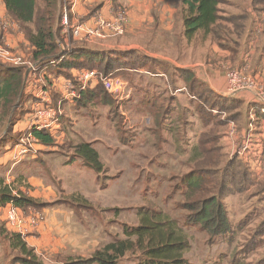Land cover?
I'll use <instances>...</instances> for the list:
<instances>
[{"label":"crops","instance_id":"obj_1","mask_svg":"<svg viewBox=\"0 0 264 264\" xmlns=\"http://www.w3.org/2000/svg\"><path fill=\"white\" fill-rule=\"evenodd\" d=\"M70 1L57 0L62 2V8L70 11L73 19L78 20H84L96 13L110 17L125 7L129 17L127 37L121 40V47L112 49L125 46L127 50L142 51L151 60L168 63L174 68L185 87H182L179 92L188 93L198 102L200 101L196 95H191L190 90L187 89L191 85L189 78L184 80L183 75L194 76L214 95L236 104L226 111H221L219 107L207 108L205 105L213 116L219 115L220 121L223 122L218 145L221 147L225 161L237 158L233 157V154L245 136L252 135L254 138L264 140V105L256 100L252 92L230 93L225 76L228 69L235 68L254 76L264 85V0H221L222 3L218 6L219 16L225 19L240 18L241 26L236 28L233 21L219 20L211 27L213 31H198L192 39L185 37L184 20L188 12L184 0H80L76 6H72ZM96 2L101 4L93 8ZM223 3H229L228 10L221 8ZM5 17L9 18L6 6L3 0H0V18ZM7 37L17 51L22 46L28 48L25 34L19 25L11 29ZM63 38L71 46L70 36L63 34ZM141 43L147 44L148 47ZM106 49L99 51H106ZM144 73L149 74L147 71ZM36 75L30 86L27 85L29 79L24 85L25 93L27 97L31 96V100L25 104L23 118L19 119L14 126L12 133L15 139L13 138L10 144H6L0 152V177L4 178L9 185L11 183L14 186L19 185V192L25 193L40 204H46L23 211L25 215L41 217L40 225L32 229L23 239L28 247L34 249L44 264H65L72 258L91 257L116 237L124 239L123 225L137 226L139 220L137 217V220L128 222L135 218L127 215H135V213L122 210L119 197H111L117 198L118 201L107 200L106 194L112 185L103 187L99 181L100 175L87 167L81 158L74 154L51 151L53 146L44 145L38 139L27 140V132L34 119V103L37 101L35 93L39 91L41 82L46 80L45 76L56 82L47 72L39 78ZM29 107L30 111L27 110ZM121 107L122 105L119 104L116 106L118 109ZM166 113L167 110L161 111L160 122L166 118ZM125 114L126 112L123 115ZM151 121V119L148 120L149 124L146 126L148 130L152 129ZM6 130H8L7 127ZM108 131L111 133L113 129ZM203 131L204 126L201 132ZM20 133L24 136L17 142L16 135ZM93 142L86 140L85 143L93 144ZM198 142L199 138L197 145ZM24 143H29V152L21 154ZM162 144L169 145V142ZM175 144L177 145V142ZM149 145L152 149L148 147ZM156 145H158L156 140L144 143V150L154 155V160L158 155H160L159 158L164 157L163 153L156 151ZM197 145L195 144L194 147ZM171 148H177V146ZM110 153L108 151L106 156L99 153L104 167L109 166L110 158L118 155L115 152L114 156L113 153L110 156ZM192 153L191 160L194 155L193 148ZM179 155H183L182 149ZM102 158H106L108 162H102ZM143 159L148 160V156L145 155ZM242 161L256 173L257 178L261 180L264 178L263 152L249 154L246 160ZM13 194L17 195L15 191ZM97 207L110 213H112L110 210H113L114 216L117 211L120 212L116 220L119 223L113 222V219L106 220L107 227L104 228L101 222L103 220L96 214ZM2 210L0 209V213ZM79 213L81 215L85 213L88 216L87 218L76 216ZM122 215L128 218L121 220ZM0 222L2 223L1 217ZM82 224L93 226V228L87 229ZM4 229L12 233L9 229ZM1 240L6 243H2ZM9 245V240L0 236V264L3 263L1 261L3 251ZM10 251L14 250L10 249ZM9 257L6 258L5 264H20L13 262L14 257ZM51 257L59 258L53 260ZM121 264H136V261L127 255L122 259Z\"/></svg>","mask_w":264,"mask_h":264},{"label":"rangeland","instance_id":"obj_2","mask_svg":"<svg viewBox=\"0 0 264 264\" xmlns=\"http://www.w3.org/2000/svg\"><path fill=\"white\" fill-rule=\"evenodd\" d=\"M44 4V0H38L39 7L44 6ZM99 4L101 3H94L93 8ZM228 5L229 3H223L221 8L228 10ZM62 6V2H57L55 24L56 29L59 28L60 31V37L57 40L61 38V41H66L63 38L60 24ZM120 10L128 13L125 7ZM126 37L127 33L122 37L108 41L107 46L103 48L104 50L110 48L106 49L107 55L111 54L112 60L123 67V70L112 71L108 75L129 82L132 89L131 98L120 102L122 107L118 109L116 108L117 100L109 96L103 88H100L98 94H101L102 98L107 99V103L98 102L95 104L93 102L87 107L80 108L74 102H64L62 115L59 118L60 129L53 132L56 145L51 148V151L71 155L74 154V151L69 144L91 140L94 141L91 145L98 151V154L101 152L102 155L106 156L109 151L111 152L110 156L112 153L114 156L115 152H117L118 155L110 158L109 166H105L106 168L104 167L103 172L99 176V181L103 187L112 185L106 194L107 200L118 201L117 198L112 199L111 197H119L121 209L135 213V215H127L130 218L132 216L135 218L128 220V222L137 220V210L140 206L151 204L170 213L183 226L188 213L181 208L184 202V193L180 188V180L190 172L192 148H194L195 144L197 145V140L203 133L201 132L203 130V121L199 115L200 107L204 108L205 112H208V109L204 107L205 105L201 106L202 103L194 100L188 93L179 92L184 87L183 83L174 68L168 63L151 60L142 51L127 50L125 46L120 49H112L117 48V46L121 47L120 42ZM71 41L70 48L84 47L80 42ZM141 44L148 47L147 44ZM17 54L22 56L27 62H34L27 46L19 47ZM42 66L43 64L41 63L37 65L36 74L38 75L35 74L37 78L45 72ZM52 66L50 64V68ZM145 71L149 72V74H145ZM48 72L53 76L54 80L59 77L56 76L58 72H62L63 76L68 73L56 67H52L51 71L48 69ZM26 73L27 70L25 71ZM102 73L104 72L102 71ZM45 78L46 80L44 79L41 85H46L51 90L57 88L58 82L52 81L48 77ZM30 83H32V79H29L27 85L30 86ZM203 85L196 87L194 92H190L189 88L187 89L191 95H196V93L203 92V88L207 87ZM22 93L23 98L21 101L18 100L21 107L18 114L20 111L25 112V104L28 100H31V96L28 95L29 97H27L25 93L24 85ZM206 94L204 96L207 98L208 93ZM106 95L108 96L107 98ZM209 100L213 104L216 103L215 96L209 95ZM210 107L211 104H208L207 108ZM27 110L30 111V107ZM164 110H167L166 118L160 122L161 118L159 116L161 111ZM125 112L126 114L123 115ZM226 115L228 116L227 113ZM215 117L217 121L221 120L219 115L215 114ZM17 118L21 120L23 116H18ZM149 119L152 120V125L150 126L152 129L150 130L146 129ZM108 129H113V131L109 133ZM220 130L219 128L216 133L218 134ZM3 134H0V136ZM10 136L12 137V135ZM16 136L18 138L17 142H19L24 135L20 133ZM13 138L15 139V137ZM14 139H10L7 145L13 142ZM151 140L158 142L156 151L163 153L164 157L159 158L160 155H158L157 159L154 160V155L148 153V150H144V143ZM165 142H169V145L162 144ZM176 142L177 145L175 144ZM5 146L0 149V152ZM172 146H177V148L172 149ZM180 149L183 151V157L179 155ZM145 155L148 156L146 161L143 159ZM103 161L108 162L106 158H102ZM222 169L220 167L221 172ZM248 169L254 178V184L242 193L233 191L231 195H227L223 199L229 223L232 226V232L224 236L212 237L197 225L185 226L191 245L190 251L186 254L190 264H264V233H258V230L264 232V192L260 188L264 186V178L262 180L257 178L256 173L250 167ZM9 186L16 194L22 193L18 190L19 185L16 186L15 184L14 186L11 183ZM22 194L27 196L25 193ZM133 201H135V204H133ZM110 211L112 213L105 212L100 207L96 209V214L97 216L99 215L98 218L103 220L101 222L104 228L107 227L105 225L106 220L113 219V222L119 223L116 220L117 216H120V212L117 211L114 216L113 210ZM4 216V210H2L0 213L2 218L0 228L8 230ZM76 216L87 218L88 214L84 213L81 215L79 213ZM128 217L122 215L121 220ZM82 226L87 229L93 228V226L89 225L82 224ZM9 231L14 233V231ZM30 231L31 228L28 233ZM3 237L5 239V236ZM1 241L4 244L6 243L3 240ZM10 249L13 250L11 243L3 251L2 264H5L9 255L10 257L18 255V252H14L15 250L11 252ZM55 258L59 257H51L53 260Z\"/></svg>","mask_w":264,"mask_h":264},{"label":"trees","instance_id":"obj_3","mask_svg":"<svg viewBox=\"0 0 264 264\" xmlns=\"http://www.w3.org/2000/svg\"><path fill=\"white\" fill-rule=\"evenodd\" d=\"M3 2L9 18L14 20L24 32L32 60L43 64L42 68L45 72L49 73L48 69L51 71L52 67H56L63 72H68L64 77L72 78L74 71L100 70L99 72L103 71L105 75H108L112 71L123 70V67L112 60V55H107L106 51L78 47L64 52L61 55L63 58L59 57L60 47L57 38L60 37V31L59 28L56 29L55 24L57 0H44L45 4L42 7L38 6V0H3ZM184 3L187 5L188 12L184 20L187 39H192L201 30L213 31L211 27L223 19L233 21L236 28L241 26L240 18L225 19L219 16L218 6L222 3L221 0H184ZM52 61L54 64H51ZM50 64L53 65L51 68ZM25 71L24 67H12L0 63V134L5 131L9 122L5 136L0 139V149L13 139L12 132L19 120L17 117L24 115L23 111L19 114L18 111L23 98ZM58 73L56 76L64 75L62 72ZM183 76L184 80L189 78L191 82L189 88L192 92L196 87L203 85L192 75ZM100 88L98 86L96 89L87 90L76 105L84 108L93 102L95 104L106 102L107 99L98 94ZM206 88H203V92L196 93V97L202 103L201 106L211 104V108H215L219 105L221 111L230 109V106L232 108L236 106L234 102L218 97L208 87ZM206 93H208L207 98L204 96L207 95ZM209 95L215 96V104L210 102ZM53 100L56 106L58 95L55 93H53ZM199 115L203 121L204 131L199 136L198 145L193 148L190 172L180 180V188L184 193L181 208L188 213L184 225L182 226L179 220L173 218L167 211L147 204L137 210L139 220L137 226L123 225L124 239L116 237L91 257L72 258L65 264H121L122 259L127 255L135 259L136 264H190L186 254L190 251L191 245L185 226L197 225L212 237L224 236L232 232L223 199L231 195L233 191L242 193L249 189L254 184V178L242 160L233 158L225 161L221 147L218 145L220 132L216 133L219 128H222L223 122L217 121L209 110L205 112L202 107H200ZM33 133L42 144L56 145L53 132L43 130ZM69 145L74 155L81 158L87 167L98 175L103 172L104 166L99 154L91 144L78 142ZM220 167L223 168L222 172ZM260 188L264 192V186ZM9 204H13L22 211L30 207L46 205L22 193L14 195L12 188L4 178L0 177V209H4ZM258 231L260 234L264 233L261 230ZM0 234L5 236V239L11 243L12 249L18 252L13 262L44 264L34 249L28 247L19 234L8 233L2 227Z\"/></svg>","mask_w":264,"mask_h":264},{"label":"built area","instance_id":"obj_4","mask_svg":"<svg viewBox=\"0 0 264 264\" xmlns=\"http://www.w3.org/2000/svg\"><path fill=\"white\" fill-rule=\"evenodd\" d=\"M80 0H71L72 6H76ZM61 28L64 35L76 42L84 45V48L92 50H102L103 47L115 38L124 36L128 31V13L119 10L110 17L101 14H93L84 20L73 19L67 8L61 11ZM18 24L11 18H0V63L12 67H24L28 73V79H33L37 73L39 62H27L18 55L15 46L8 41L11 29ZM109 41V42H108ZM60 47L59 57L71 48L65 41L57 40ZM62 46V47H61ZM72 50V49H71ZM54 64V61L51 62ZM226 79L229 84L230 93L249 91L252 92L256 100L264 105V85L254 76L247 75L243 70L230 68L226 71ZM56 89L46 88V85L39 86V91L35 93L37 101L34 105V120L30 130L27 132V140L36 141L34 131L49 130L51 132L60 129V116L62 115L61 105L63 102L71 101L76 103L81 99L87 90L96 89L98 86L111 97L117 100V104L128 100L132 96V89L129 82L124 79L105 75L97 70H83L72 72V78L60 76L56 80ZM53 93L58 95V104L54 105ZM29 152V143H24L21 154ZM264 153V140L247 135L243 138L240 146L234 152L233 157L246 160L252 153ZM4 221L9 230L19 234L22 238L32 229H36L41 222L39 215H25L24 212L9 204L4 209Z\"/></svg>","mask_w":264,"mask_h":264},{"label":"water","instance_id":"obj_5","mask_svg":"<svg viewBox=\"0 0 264 264\" xmlns=\"http://www.w3.org/2000/svg\"><path fill=\"white\" fill-rule=\"evenodd\" d=\"M62 47V46H61ZM27 78H28V73H26L25 74V78H24V83H23V85H25V83L27 82ZM22 90H23V88H22ZM15 109V108H14ZM9 128V122H8V126H7V129ZM7 131V130H6ZM6 131H5V133H6ZM4 133V134H5ZM4 134L2 135V136H0V138H2L3 136H4Z\"/></svg>","mask_w":264,"mask_h":264}]
</instances>
